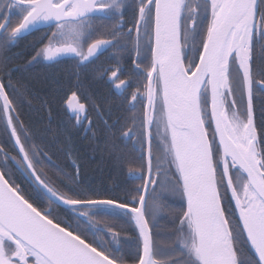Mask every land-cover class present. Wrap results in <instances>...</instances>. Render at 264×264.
Here are the masks:
<instances>
[{
	"label": "snow or ice",
	"instance_id": "snow-or-ice-1",
	"mask_svg": "<svg viewBox=\"0 0 264 264\" xmlns=\"http://www.w3.org/2000/svg\"><path fill=\"white\" fill-rule=\"evenodd\" d=\"M0 264H264V0H0Z\"/></svg>",
	"mask_w": 264,
	"mask_h": 264
},
{
	"label": "trees",
	"instance_id": "trees-1",
	"mask_svg": "<svg viewBox=\"0 0 264 264\" xmlns=\"http://www.w3.org/2000/svg\"><path fill=\"white\" fill-rule=\"evenodd\" d=\"M24 49V41L23 39L19 42V45L17 48H14L13 51H22ZM26 61V56H22L18 62L23 63ZM54 74H59L61 75L60 72H57L55 70H51L50 68L47 69H32L30 70L26 75L29 76V78L32 80L33 85L37 89H42L40 91V96L43 97L45 93L47 92V88L45 87L48 81L45 79L48 76L54 75ZM99 72H95V78L91 83H89V87H91V90L89 91H95L98 93H102L105 95H109L110 92L113 96V98L118 99L120 95H122V92H116L113 88H108L107 86L104 85L101 79L98 78ZM129 91V90H128ZM61 94L57 93L55 97L52 95H49V100L52 101V122L53 124H56L60 121H65L67 122L68 120V115L66 114L65 107L63 100L60 99ZM83 102V101H82ZM25 118L31 117L34 120L37 117L42 118L44 123H47L48 119V113L46 110L41 109L40 107V99H36L32 102V107H28L27 105L24 106L23 109ZM257 122H259V117L257 118ZM87 123V121H85ZM81 133H83V129H81ZM76 143L77 146L80 147L82 155L85 157L86 162H87V172L90 176L100 178L102 173L100 168H103V175L107 176L110 171V164L106 165L103 162L106 159L107 153L106 150L103 149L102 147V142H101V147L97 148L95 151H93L92 147H86L88 144L87 139H81L80 135L78 134L76 136ZM138 155V153L136 154ZM100 166V167H98ZM129 167H139V161L135 164H125L124 169H123V174L118 178L119 181H126V183L121 184L122 187H131L134 186L135 184H139V180H133L127 178V172Z\"/></svg>",
	"mask_w": 264,
	"mask_h": 264
},
{
	"label": "flooded vegetation",
	"instance_id": "flooded-vegetation-1",
	"mask_svg": "<svg viewBox=\"0 0 264 264\" xmlns=\"http://www.w3.org/2000/svg\"><path fill=\"white\" fill-rule=\"evenodd\" d=\"M39 32H34L31 35H28L26 37H24L23 41H24V48L25 45L34 39V37L38 36ZM111 51V49L109 50ZM26 56V60L30 58V54L29 55H25ZM104 66H112L114 67V62L111 61L110 59H108V53H105L103 56H101L94 65H89L88 69L85 70L84 72V76L86 77V79L84 80L85 86L88 87L89 90H91V87H89V83H91L94 80L95 77V72L98 71L104 67ZM50 68L52 71L55 70L57 72L61 73V76H67L68 73H71L72 71H74V67H72V61L65 59L62 63L60 64H56L52 67H35L32 69H47ZM31 69V70H32ZM94 69H96V71H93ZM127 77V72H125V74L120 76V79H126ZM107 79V77H105V80ZM105 80H102V82L104 83L105 86H107L109 89L113 88V86L110 83H105ZM114 89V88H113ZM116 92H122L118 91L116 89H114ZM131 89H129L130 91ZM66 99V97H65Z\"/></svg>",
	"mask_w": 264,
	"mask_h": 264
},
{
	"label": "water",
	"instance_id": "water-1",
	"mask_svg": "<svg viewBox=\"0 0 264 264\" xmlns=\"http://www.w3.org/2000/svg\"><path fill=\"white\" fill-rule=\"evenodd\" d=\"M121 91V90H120Z\"/></svg>",
	"mask_w": 264,
	"mask_h": 264
}]
</instances>
